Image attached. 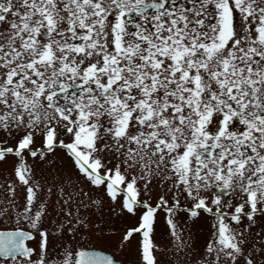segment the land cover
I'll return each instance as SVG.
<instances>
[{"label":"snow or ice","instance_id":"1","mask_svg":"<svg viewBox=\"0 0 264 264\" xmlns=\"http://www.w3.org/2000/svg\"><path fill=\"white\" fill-rule=\"evenodd\" d=\"M113 220L264 264V0H0V264H123Z\"/></svg>","mask_w":264,"mask_h":264},{"label":"rangeland","instance_id":"2","mask_svg":"<svg viewBox=\"0 0 264 264\" xmlns=\"http://www.w3.org/2000/svg\"><path fill=\"white\" fill-rule=\"evenodd\" d=\"M61 163H63V161H61ZM65 167H67V165L65 164L64 165ZM5 170L7 172H11L12 170V166L11 164L5 166ZM39 171H38V175H39ZM45 176H47V171H44L43 173ZM125 222L124 221H121V220H113V230L114 231H108L106 232V236L105 238L108 239V238H111V244H112V247H111V251H113L114 253H116V255H118L119 258L123 259L125 262L124 264H136V255H133L135 253V249L133 248H136V243L135 241L132 243L131 245V248L130 249H125L122 253H118L116 252V249L114 247V245L116 243H118L119 241V235L117 234H114V232H122L123 228H122V225L124 224ZM193 232H196L197 236L199 237V240L201 243H203L204 239L206 238V226H198L197 227H193L192 229ZM167 229H166V226L161 222V224L159 225L158 229H157V242L159 244H161V246L163 247L166 243H167ZM55 249H59L57 250L56 252H53L54 254L57 255V258H59L57 252L60 251L62 252V249L59 247V246H55L54 247ZM59 252V253H60ZM130 253H132V255H130Z\"/></svg>","mask_w":264,"mask_h":264},{"label":"flooded vegetation","instance_id":"3","mask_svg":"<svg viewBox=\"0 0 264 264\" xmlns=\"http://www.w3.org/2000/svg\"><path fill=\"white\" fill-rule=\"evenodd\" d=\"M57 246H59V245H57ZM136 247H137V246H136ZM133 249H135V253H134L133 255H136V248H133ZM50 250H51L52 252H56V251L59 250V249H55V248L53 247V248H51ZM59 252H60V251L57 252L58 256H59ZM118 253H119V252H118ZM119 254H120V253H119ZM120 255H121V254H120ZM130 255H132V253H130ZM117 258H118V259H121V258L118 257V255H117ZM121 260L123 261V264H124L125 261H124L123 259H121Z\"/></svg>","mask_w":264,"mask_h":264}]
</instances>
